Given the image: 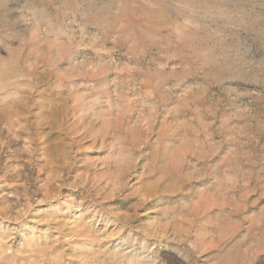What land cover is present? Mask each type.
I'll list each match as a JSON object with an SVG mask.
<instances>
[{"label": "rangeland", "instance_id": "obj_1", "mask_svg": "<svg viewBox=\"0 0 264 264\" xmlns=\"http://www.w3.org/2000/svg\"><path fill=\"white\" fill-rule=\"evenodd\" d=\"M0 264H264V0H0Z\"/></svg>", "mask_w": 264, "mask_h": 264}]
</instances>
